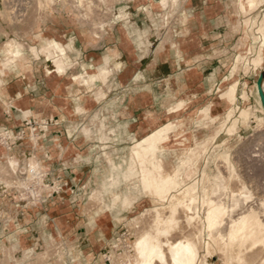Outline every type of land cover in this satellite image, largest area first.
I'll return each instance as SVG.
<instances>
[{
    "label": "crops",
    "instance_id": "crops-1",
    "mask_svg": "<svg viewBox=\"0 0 264 264\" xmlns=\"http://www.w3.org/2000/svg\"><path fill=\"white\" fill-rule=\"evenodd\" d=\"M86 2L89 9L77 0H58L44 9L33 28L30 15L21 29L0 33V131L20 135L11 145L0 144V163L18 159V172L9 170L14 182L36 156L46 181L58 187L37 204L19 201L13 185L0 191V264L19 260L32 234L83 243L77 235L79 205L73 197L81 181L95 178L94 165L106 162L103 151L114 158L109 162L121 163L127 148L174 120L170 117L178 111H168L179 102L206 105L208 96L226 83L240 52L235 30L239 0ZM38 34L49 39L47 45L39 43ZM6 39L24 43L22 60L3 56ZM50 64L62 66L63 72L47 73ZM94 72L101 77L90 80ZM253 80L250 73L240 82ZM233 83L238 81H228L225 87ZM215 110L218 115L224 111ZM30 120L47 122L36 141ZM192 139L186 132L177 137L170 132L166 146H154L148 169L159 163L163 167L157 157L161 151L189 152ZM137 161L142 180L146 169ZM7 246L23 252H6Z\"/></svg>",
    "mask_w": 264,
    "mask_h": 264
},
{
    "label": "rangeland",
    "instance_id": "rangeland-1",
    "mask_svg": "<svg viewBox=\"0 0 264 264\" xmlns=\"http://www.w3.org/2000/svg\"><path fill=\"white\" fill-rule=\"evenodd\" d=\"M11 1L8 4L11 9L5 5L4 0L3 3L0 2V7L5 13L7 12V14L4 13L5 17H3L4 14L0 17V33L3 35L6 34L5 30L7 29H21L30 15L32 18L31 28H33L40 18L37 10L38 12L41 9L44 11L45 8L55 5L58 0H54L53 3L50 0H41L43 8L36 6L38 7L36 11L35 5L39 0ZM77 1L89 9L90 3L87 4L86 0ZM16 7H19L18 12L15 11ZM10 10L18 13L16 21L13 19L15 16L10 18L12 15ZM8 13L11 15L9 14V16ZM235 30L240 34V52L236 57V62L232 65V72L226 78V83L218 86L217 91L215 89L208 96L206 105L204 102L202 103V107L210 106L215 99H218L220 91H226L233 85L236 86L237 97L236 95L230 97L229 109H223L224 111H220L221 114L218 115L216 112L213 116L208 114L188 122L186 127V134L192 135L193 138L189 141L190 146H200V148L206 149L199 150L194 160L188 154L189 152H185L182 148L166 149L157 154V157L163 161L164 171L174 176L178 170H181L185 177L182 189L176 192V195H180L184 188L197 180L196 192L198 193L196 194L199 195L198 207L200 208L209 198L206 188L207 179L217 180L218 177L230 176L233 166L237 167L239 174L241 173V178L245 184L247 183V188L252 189L249 191L251 193L253 191L249 205H255L258 208L260 205L257 200L264 198V100L261 96L259 98L256 89V84L260 82L264 74V65H262L264 61V0H257V7L248 13L239 14ZM238 58L239 60H237ZM250 73L254 75L252 83L240 82L242 76ZM231 80L238 81V83L225 87V84ZM199 106L200 104L198 105L197 102H192L170 118L174 120L181 118L186 115L182 112H186L187 108H192L191 111H193ZM245 110L248 112L246 119L243 114ZM138 141L121 155L119 158L122 160L121 163L109 162V159L113 160L114 158L110 153H106L108 150H104L106 162L94 165L95 178H92L91 181L85 179L79 184L77 195L73 199L79 205L80 217L77 235L82 237L83 243L74 244L65 239L56 241L50 238L48 240L46 237L32 234L29 248L27 247L23 256L21 255V258L16 259L12 264H77L76 261L78 264H124L125 254L129 251H131L129 254H134L131 244L134 243L136 235H138L137 232L151 228L156 210L163 207L161 204L167 203L166 200L152 202L150 196L145 192L141 181V168L134 153ZM229 153L230 156L227 157ZM32 157L29 158V162ZM185 158L186 161H191L192 165L191 162L190 165L189 162H187L188 164L183 162ZM13 160L19 165L18 159ZM149 161L150 159L143 164L145 169L151 166ZM222 161H227V163L224 164ZM182 162L186 167L179 165H182ZM177 166L179 169L176 168ZM9 170L11 169L8 162L0 163L1 192L12 186ZM124 172L126 173L123 175ZM225 179L227 178L225 177ZM84 185L85 187L82 188ZM232 188L234 189V186ZM235 190H238L237 185ZM2 215L0 211V218ZM178 215L183 220V224L186 223L183 211H180ZM184 225L186 226V224ZM173 236V238H177L180 235L175 233ZM9 246L4 248V251L15 253L22 251L19 248L12 250ZM203 254L204 252H202ZM220 255L219 251L212 252L207 256L205 264L224 263ZM254 264H264V253L261 259Z\"/></svg>",
    "mask_w": 264,
    "mask_h": 264
},
{
    "label": "bare ground",
    "instance_id": "bare-ground-1",
    "mask_svg": "<svg viewBox=\"0 0 264 264\" xmlns=\"http://www.w3.org/2000/svg\"><path fill=\"white\" fill-rule=\"evenodd\" d=\"M2 1L3 0H0V2ZM4 1L5 5L10 3V0ZM42 1L39 0L35 5V11L38 7L43 8L41 7ZM50 1L53 3L54 0ZM238 5L239 13L244 15L251 11V9L257 7V0H239ZM14 6L16 5L14 4ZM14 6L12 5V7ZM8 8L11 9L9 5ZM8 8H6V10ZM18 8L15 11H17ZM41 11L43 10L41 9L39 12L37 10L38 17L41 16ZM4 13L5 11L0 7V17ZM10 13H12V15ZM10 13H8V15H11H9L10 18L15 16L13 18L15 20L18 13L14 11ZM5 14H7V12ZM5 14L3 17H5ZM36 27L39 29L40 25ZM36 39L41 45H47L49 41L48 38H45L41 34L36 35ZM54 43L57 47L61 48L60 43L55 40ZM23 45L24 43L22 42L8 39L2 49L3 56H5L8 61L17 62L22 60ZM35 49V47L31 48L32 51ZM237 60H239V58ZM7 63L8 62L4 63V65ZM63 70L64 68L62 66L56 68L50 64L47 66L46 71L47 73L53 71L62 73ZM90 74V80L99 79L101 77L97 72ZM3 83L4 80L0 79V86ZM256 89L259 98L261 94V98L264 100V74L259 84H256ZM234 95H236L235 85L230 87L229 93L226 96H219L210 106L198 107L185 116L176 120H171L159 130L150 133L138 144L135 151L139 162L143 166V164L154 155V151L156 150L154 149L155 145L160 144V147L166 146L165 141L170 132H172L175 137L180 136L186 132L188 122L200 119L208 114L213 116L216 108L229 109L230 97ZM191 102L192 101L179 102L176 107L168 111V114L185 108V106ZM243 114L244 119H246L248 112L245 110ZM33 140L36 141L35 138H33ZM204 149L206 148H200V146L191 147L188 154H190L191 158L194 160L198 151H203ZM229 156L230 153L227 157ZM13 159L15 158L9 157L7 162L11 171L16 172L19 165ZM183 162H186V164L189 162L190 165L191 161H186L185 158ZM183 162L182 165L179 164L181 167L184 166ZM29 163L28 165L31 171H37L42 166L36 156H33ZM222 163L226 164L227 161H222ZM153 167V170L146 169L143 173L141 180L142 185L145 191L150 195L152 202L166 200L167 203L161 204L163 206L162 208L155 209L156 212L155 215L153 214L154 218L151 228L142 229L139 233L137 232L138 235H136L137 237L134 243L131 244L134 254H129L131 251L127 252L124 258V264H205L207 256L214 251H219V253H221L222 262L225 264H254L261 259L264 253V215H262V213H264V198H258L260 199L257 200L260 205H257L259 206L258 208H256L255 205H249L253 191L252 193L249 191L252 189L247 188V183L245 184L241 178V173L239 174V170L236 169L237 167L235 168L233 166L231 168L232 173L230 176L228 175L229 178L225 175L227 179H225V177H218L217 180L207 179L206 188L209 198L205 201L202 208L198 207L200 201L199 195L196 194L198 193L196 192L197 180L188 186L186 185L187 188H184L180 192V195H176L175 193L182 189V183L185 180L181 170H178L174 176H171L163 170L160 163L155 164ZM184 167H186V165ZM176 168H178V166ZM1 182L0 180V183ZM13 183L14 182H12V185ZM236 185L238 190H235ZM232 186H234V189ZM180 211H183V218L186 222L184 224L189 226H187V229L183 224V220L178 215ZM151 212L154 213L153 211ZM149 215L147 216L150 218ZM175 233L180 236L173 238ZM202 252H204L203 255Z\"/></svg>",
    "mask_w": 264,
    "mask_h": 264
},
{
    "label": "built area",
    "instance_id": "built-area-1",
    "mask_svg": "<svg viewBox=\"0 0 264 264\" xmlns=\"http://www.w3.org/2000/svg\"><path fill=\"white\" fill-rule=\"evenodd\" d=\"M27 124L30 127V134L33 139L44 134L47 122L30 120ZM19 136L9 130L0 131V144L11 145ZM19 174L20 177L14 181L13 188L16 191L18 200L21 202L37 204L46 200L58 190L57 186L54 184L50 185L46 181V172L42 166L37 171H31L30 166L27 165L25 169L19 170Z\"/></svg>",
    "mask_w": 264,
    "mask_h": 264
}]
</instances>
